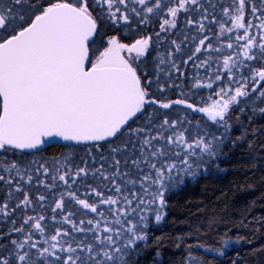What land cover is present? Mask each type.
<instances>
[{"label": "snow or ice", "instance_id": "obj_1", "mask_svg": "<svg viewBox=\"0 0 264 264\" xmlns=\"http://www.w3.org/2000/svg\"><path fill=\"white\" fill-rule=\"evenodd\" d=\"M217 9L225 20L217 19ZM182 18L186 28L201 35L171 39L166 54L156 58L158 71L150 79L139 69L147 62L144 58L152 59L153 37L125 42L116 30L127 35L134 24L140 28L157 23L158 38L161 32L179 35ZM228 21L230 27L225 26ZM213 24L219 25L221 37L229 36L222 47L214 46L207 35ZM189 40L194 47L185 58L180 54ZM224 49L230 51L224 54ZM221 56L227 76L219 73L216 61ZM189 62L204 68L207 77V82L193 77L194 88H218V99L208 106L170 99L165 85L158 83L162 71L169 78L167 86L178 88L171 78L174 73L177 79L183 76L182 64ZM213 68L217 74L207 75ZM225 79L227 85L213 83ZM154 80L159 95L151 91ZM241 98L253 112L264 114V106H257L264 105V0L0 4V153H5L0 157V182L7 189L0 202V223L8 225L0 233V264H140L149 247L150 223L160 224L167 215L166 194L207 173L209 166L219 169L215 161L228 141L229 113ZM176 106L204 113L223 133L199 122L193 125L187 114L174 115ZM52 139L90 145L89 153L107 148L108 154H100L102 162L95 168L87 161L73 166L70 156L54 158V174L46 162L21 166L6 155L38 149ZM91 160L96 163L95 157ZM32 166L51 182L34 178ZM40 187L52 196V203H45L49 195L33 194ZM81 188L88 198L78 195ZM37 204L50 213L34 214ZM75 206L95 217L72 219ZM65 224L71 228L60 226ZM220 243V248L204 251L223 257L231 238ZM158 260L157 255L151 264ZM194 260L202 264L191 253L186 264Z\"/></svg>", "mask_w": 264, "mask_h": 264}, {"label": "trees", "instance_id": "obj_2", "mask_svg": "<svg viewBox=\"0 0 264 264\" xmlns=\"http://www.w3.org/2000/svg\"><path fill=\"white\" fill-rule=\"evenodd\" d=\"M6 2L7 0H0V4ZM224 2L227 4L229 0H224ZM93 7H95L94 4ZM217 19H226L219 14V9H217ZM247 19L248 17H246V21ZM225 26L230 27L231 21H228ZM209 27L213 31L208 32L207 35L212 38L211 42L214 46L222 47L228 42V35L220 36L218 24ZM178 28L179 35L161 32L158 38L156 36V32L159 31L157 23L140 28H136L134 24L132 31L127 35L120 32L119 29L116 30V34L122 36L125 42L146 35L153 37L152 46L149 48L152 59L144 58L147 62L142 61L139 69L148 72L151 79L153 78L152 74L158 71L154 62L158 56L166 54L171 47V39H177L179 42L184 34L197 35L198 38L201 35L196 33L194 28H186L183 18L179 22ZM186 43L188 48L180 54L184 55L185 58L186 53L194 47L191 40ZM229 51L224 49V54ZM222 60L223 56L216 61L221 65L219 73L227 76L222 68ZM177 62L181 63L180 60ZM197 63H199L198 60ZM182 71L184 74L179 79H177L178 74L176 73L171 78L175 84L179 85L178 88L168 87L165 81L169 78L164 72L159 73L161 79L158 83L165 85L168 98H185L196 107L208 106L213 100L218 99L215 95L218 88L196 89L192 86L193 77L207 82L204 68L198 69L189 62L187 66L182 64ZM215 74H217V69L208 70L207 75ZM213 83L214 85L218 83L227 85L228 81L225 79L220 82L213 81ZM156 85L157 82L154 80L151 91L159 95ZM182 91L186 93L184 97H180ZM255 95L252 94L248 100L251 101ZM257 106L264 105L257 102ZM176 107L177 112L174 115L183 116L187 114L189 119L193 121V125L199 122L201 125H207L211 132L223 133L224 130L212 124L204 113H196L182 106ZM251 107V104L246 103L244 98H241V103L234 106L230 111L229 123L231 128L228 133V141L224 147V154L215 161L219 164V169L209 166L207 173L199 175L194 181L187 180L181 188L166 194L167 215L160 224H155L154 221L150 223L147 230L149 247L144 250L140 264H151L152 258L157 255L159 257L157 264H186L190 253L202 264H264V114L258 111L253 112ZM241 108L243 111L239 110ZM89 147L90 145L80 147L50 146L37 153L18 151L13 153L9 151L6 155L9 160L14 159L21 166H28L33 160L36 161L37 165L46 162L54 174V168L57 164L54 158L57 157L63 160L64 156H70L73 166H82L87 161L90 168L98 167L102 162L100 154L107 155L108 149H93L89 153L87 151ZM4 155L5 153H0V157ZM92 157L96 158L95 164L92 163ZM30 171L34 178L47 180V178L38 176L35 172V166H32ZM47 182L50 183L51 181L47 180ZM61 187H63L62 182ZM6 193V187L3 182H0V202L6 198ZM37 193L49 195L43 187L33 189V194ZM78 195L82 198H88L82 188L78 191ZM52 200V196L49 195L45 203L50 204ZM35 207L36 213L34 214L41 211H44L46 215L50 213L49 209H40L38 204ZM75 207L77 215L72 219L95 217V214L86 213V210L82 213L79 206ZM60 226L64 229L71 228L67 224ZM7 227L6 223H0V233L5 232ZM72 235L79 236L82 234L73 232ZM223 238H231V244L225 256H217L215 251H204V248H220V242ZM192 264H196V260Z\"/></svg>", "mask_w": 264, "mask_h": 264}, {"label": "water", "instance_id": "obj_3", "mask_svg": "<svg viewBox=\"0 0 264 264\" xmlns=\"http://www.w3.org/2000/svg\"><path fill=\"white\" fill-rule=\"evenodd\" d=\"M50 146H71V147H80V146H89V145H77L73 142H63V141H60L58 139H52V140H49L45 145L41 146L40 148L38 149H35V150H25L23 153H37V152H40V151H43V150H46L48 147ZM18 151V150H17ZM20 152V151H18Z\"/></svg>", "mask_w": 264, "mask_h": 264}, {"label": "rangeland", "instance_id": "obj_4", "mask_svg": "<svg viewBox=\"0 0 264 264\" xmlns=\"http://www.w3.org/2000/svg\"><path fill=\"white\" fill-rule=\"evenodd\" d=\"M234 106H236V105H234ZM234 106H233V107H234ZM233 107H232V108H233Z\"/></svg>", "mask_w": 264, "mask_h": 264}]
</instances>
